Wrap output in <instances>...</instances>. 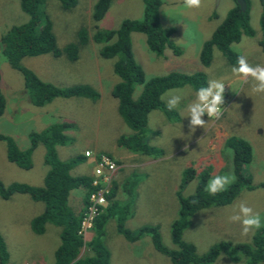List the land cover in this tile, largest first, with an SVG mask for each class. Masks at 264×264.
Segmentation results:
<instances>
[{
  "label": "rangeland",
  "instance_id": "obj_1",
  "mask_svg": "<svg viewBox=\"0 0 264 264\" xmlns=\"http://www.w3.org/2000/svg\"><path fill=\"white\" fill-rule=\"evenodd\" d=\"M246 1H249L248 23L252 34L241 33L239 40L231 43L230 48L236 55H245L250 64L264 66V47L259 45L262 33L259 16L263 3L261 0ZM94 2L76 0L73 7L63 8L58 0H41L39 9L48 17L58 48L62 49L68 43L75 42L77 30L81 27L85 28L90 38L95 30L114 29L122 19H138L142 15L141 0H110L103 17L93 21L91 8ZM235 5V0H202L201 7L189 9L184 6L183 0H161L158 18L163 26L172 28L169 39L179 54H173L169 49L164 50L159 57L149 54L145 51L144 34L131 32L133 57L145 76L172 71L182 74L202 71L206 74V82L219 79L225 83L222 116L218 120L209 119L204 129L196 127L194 131L189 128V118L186 122L185 115H188V106L195 101L196 90L184 85L163 92L161 100L165 107L170 90L182 93L183 98L172 111L166 107L165 111L155 110L149 116L143 139L154 146L149 153L156 157L155 163L149 162L151 156L117 146V137L130 130L117 112V100L110 95L113 84L118 80L112 70L114 58L100 56L98 49L101 44L92 40L78 47L75 60H68L61 52L56 56L50 53L25 56L20 63L46 83L59 87L74 84L92 86L98 92V98L94 101L76 96L55 97L41 106L31 103L24 93L21 74L7 64L0 52V92L5 100L4 112L0 115V133L8 136L18 149L24 150L29 145V132H39L52 123H64L66 127L60 133L61 141L54 144L58 160H67L78 153L84 155L88 149L91 154L110 153L127 165L139 166L132 170V174H137L140 181L135 205L137 214L129 221L132 227L130 232L136 231L141 222L157 226L161 244L166 248H177L171 241L169 224L177 216L178 203L173 192L178 190L176 184L181 177L182 165L186 166L190 162L195 173L211 165L210 173H214V176L229 172L227 167L223 170L224 162L220 153L224 154L222 152L225 148L222 145L227 135L233 134L245 139L251 146V160L245 172L251 175L252 184L264 182V93L253 91L254 82L251 78L245 81L243 77L235 76L231 72L235 64L229 63L215 46L212 47L207 67L199 61L202 43L210 38L226 12ZM26 19L27 15L19 8V0H0V35L10 25ZM139 90L138 87L133 89L131 97L136 98ZM175 114H178V120L181 121L178 128L169 121ZM203 119L207 121L208 118L204 116ZM176 142L179 143L178 148ZM45 150L46 146L38 142L29 156L31 166L24 169L7 160L6 143L0 140V181L6 185L17 182L41 186L49 169L44 160ZM160 153H163L161 157ZM110 157L115 161L117 169L119 161ZM81 167L83 163H78L69 173L80 175ZM85 168L87 170L86 165ZM92 170L93 164L91 175ZM211 177L213 175L209 179ZM194 188L195 181L191 180L181 190V194L187 196ZM81 192L80 187L69 191L67 199L74 213H77ZM241 201H246L258 212L264 223V187L242 189L227 205L197 210L182 231L181 240L192 245L197 255H203L211 246L224 241L250 242L256 229L244 235L241 224L229 220L234 207ZM125 202H129V199L126 198ZM43 209V202L34 201L27 194L14 193L8 199L0 198V231L6 240L5 243L2 239L9 258L27 257L30 264L54 263V252L60 243V227L47 222L43 232L36 234L30 225L32 218ZM115 229L113 221L109 220L101 237L102 245L109 254L108 264H171L164 254L153 247L148 236L143 235L140 242L130 244L118 236L117 233H120ZM82 234L88 239V229ZM141 253L145 256L150 254V259L148 257L140 261ZM207 264L246 263L242 259L231 262L220 252L213 262Z\"/></svg>",
  "mask_w": 264,
  "mask_h": 264
},
{
  "label": "trees",
  "instance_id": "obj_2",
  "mask_svg": "<svg viewBox=\"0 0 264 264\" xmlns=\"http://www.w3.org/2000/svg\"><path fill=\"white\" fill-rule=\"evenodd\" d=\"M63 8L73 7L76 0H58ZM143 4L142 15L138 19L124 18L114 29L104 31L95 30L88 38L84 27L77 30L76 41L70 42L62 49L56 45L55 36L50 28L48 17L39 8L41 0H19V8L27 15V19L19 24L10 25L0 35V52L7 64L16 69L22 76L24 93L28 100L36 105H44L55 97H85L92 101L98 97V92L88 84H74L67 87H59L40 80L30 69L21 65L20 60L25 56H36L50 53L56 56L63 52L68 60H75L78 47L92 40L101 44L98 54L103 58H114L112 70L117 76V82L113 84L110 95L117 100V112L124 124L130 130L129 133L117 137L116 144L133 153H149L154 147L148 145L143 139L147 115L152 110L165 111L161 95L168 89L179 88L184 85L198 90L206 86V74L197 71L192 74H182L172 71L166 74L145 76L139 64L135 62L131 49V32L144 34L147 49L155 56L163 55L164 50L169 49L173 54H179L174 44L169 39L171 27L163 26L158 18V8L161 0H141ZM110 0H95L91 8V18L98 21L103 17ZM249 1L245 0V8L241 10L236 4L230 8L222 22L213 30L209 39L202 43L199 53V61L203 66H208L211 60V50L215 46L231 64H236V55L230 48V44L237 42L240 34L251 35L252 31L248 23ZM260 28L262 30L259 45L264 47V6L260 13ZM140 90L136 98H132L133 89ZM5 100L0 92V115L4 112ZM167 118V117H166ZM175 114L170 120H177ZM66 124L52 123L39 132H29V145L20 150L6 135L0 133V140L6 143V157L11 163L28 169L29 156L38 142L46 146L44 160L49 165L41 186H31L26 183L12 182L3 184L0 181V198L8 199L14 193L27 194L34 201H41L44 209L33 217L30 225L33 232L41 234L44 225L50 224L60 227V243L54 252L53 264H108L109 254L102 245V235L105 233V225L112 220L114 227L125 239L137 240L143 235L149 237L153 247L164 254L171 264H207L213 262L220 252L231 261L244 260L246 264L264 263V227L256 229L250 242L232 243L220 242L211 246L203 255H197L192 245L181 240V233L188 225L190 217L199 209L212 206H224L242 189L252 190L255 187H264V182L252 184V178L246 173L247 163L251 160V146L236 135H227L223 146L231 148L234 158L230 159V170L234 171L235 182L215 196L206 192L205 185L210 176L211 165H206L200 171L189 166L180 171L179 187L176 191L178 203L177 216L171 220L169 230L171 241L177 248L164 247L158 236L157 226L141 224L136 231L130 232L124 226V221L132 214L135 199V184L140 180L137 174H133L128 186L123 185V190L129 202L112 200L114 187L108 186L103 194L106 205H96L97 213L93 216L88 229V239L83 240L80 232V223L86 207L91 203L89 196L97 192L98 185H91L92 177L86 174L71 175L70 169L86 158L82 153L76 154L67 160L60 161L54 153V144L61 141V135ZM64 143V142H63ZM109 156V155H108ZM110 157V156H109ZM191 180L195 181L194 191L183 196L181 190ZM114 185V184H113ZM115 186V185H114ZM83 189L82 208L78 213L71 210L68 203L69 191L73 188ZM126 200V199H125ZM132 201V203H131ZM0 234V263L4 264L6 251ZM86 249L85 254L78 257L80 249Z\"/></svg>",
  "mask_w": 264,
  "mask_h": 264
},
{
  "label": "clouds",
  "instance_id": "obj_3",
  "mask_svg": "<svg viewBox=\"0 0 264 264\" xmlns=\"http://www.w3.org/2000/svg\"><path fill=\"white\" fill-rule=\"evenodd\" d=\"M184 6L189 9L201 7L202 0H183ZM231 72L235 76L243 77L245 81L249 78L254 82L253 91L264 93V66L250 64L245 55H238L235 66L231 67ZM225 83L219 79H211L207 86H201L195 93V101L188 106L189 128L194 131L196 127L205 128L209 119H220L223 114ZM183 98V94L177 90H170L166 100V107L169 111L177 108ZM207 116V121L203 119ZM187 150V148H185ZM229 159L234 158L233 149H225ZM234 171L223 175L211 177L206 185L205 191L209 195L225 191L228 186L235 182ZM103 202V201H101ZM230 222H239L242 234L247 235L250 231L264 227L261 216L255 212L246 201L239 202L233 209V214L229 217Z\"/></svg>",
  "mask_w": 264,
  "mask_h": 264
},
{
  "label": "crops",
  "instance_id": "obj_4",
  "mask_svg": "<svg viewBox=\"0 0 264 264\" xmlns=\"http://www.w3.org/2000/svg\"><path fill=\"white\" fill-rule=\"evenodd\" d=\"M145 51L147 52V53H149V54H151V52L147 49V47L145 48ZM153 54V53H152ZM206 86H207V83H206ZM189 104V102H187V105ZM155 110H157V109H155ZM155 110H152V111H150L149 113H148V115H147V123H146V126H145V128L146 127H148V124H149V116H150V114L153 112V111H155ZM178 114H179V111H178ZM178 114H177V116H178ZM187 118H189V117H187L186 115H185V120H186V122H187ZM190 119V118H189ZM170 122H172V125H174L175 127H179V125L181 124V121L180 120H169ZM121 135H123V134H121ZM120 136V135H119ZM223 143H224V141H223ZM178 142H176L175 143V145H176V147L178 148ZM149 145V144H148ZM151 146V145H150ZM154 147V146H153ZM222 147H224L223 145H222ZM225 148V147H224ZM225 149H227V148H225ZM225 149H224V151L222 152V153H224V154H221L220 153V156H221V158H222V160H223V162H224V164H223V166H224V169L223 170H225V167H227L228 168V170L230 171V159H229V157H228V155L226 154V151H225ZM88 150V149H87ZM158 150H160V151H162V149H160V148H158ZM106 153H108L107 151H105ZM163 152V151H162ZM109 154V156L111 155L112 157H114L112 154H110V153H108ZM144 155H146V156H151L152 157V159H150L149 160V162H151V163H155V156L152 154V153H143ZM150 154V155H149ZM163 155V153H160V157ZM189 157V156H188ZM116 160H118L119 161V167L114 171V173L111 175V180H110V183H109V187L110 186H112V188L114 187V195L112 196V200L115 198V200L116 201H121V202H124L125 201V199L126 198H128V197H132L130 194H126V192L123 190V185L124 186H128V184H129V180L131 179V177H132V173H134V172H132V170L134 169V168H137V167H139V166H133V164H131V165H127V164H125L124 162H121L120 160H119V158H117V157H114ZM183 159H185V158H183ZM80 163H83V167H81L80 168V175H82V174H86V175H88V176H91V165L93 164L92 163V160H90V159H84V161H82V162H80ZM144 163H146V162H143V164ZM142 164V165H143ZM85 165H86V167H87V170H86V168H85ZM189 166H191L190 165V162H188V164L186 165V166H183L182 165V167L183 168H185V167H189ZM192 167V166H191ZM193 168V167H192ZM194 169V168H193ZM86 170V171H85ZM195 170V169H194ZM197 172V171H196ZM217 174V173H216ZM214 176V173H210V176ZM209 176V177H210ZM140 181V180H139ZM138 181V182H139ZM138 182L135 184L136 186H134V189L135 190H132V191H134V192H136L135 193V196H133V197H135V199L134 198H132V201H134L135 202V204H134V206L132 207L133 208V211H132V214H130V216L129 217H127L126 219H125V221H124V226L127 228V229H130V230H132V227L131 226H129V221L131 220V219H133L135 216H136V214H137V211H136V204H137V200H136V197H137V195H138V193H137V185H138ZM115 186H114V185ZM179 187V182H177V184H176V188H178ZM80 189L82 190V192H81V194H80V196H79V201H78V207H77V209H76V211H77V213L81 210V208H82V195H83V189L80 187ZM176 191L177 190H174V196H176ZM69 195V194H68ZM132 201H131V203H132ZM105 205H106V201H105ZM141 224H143L142 222H141ZM140 224V225H141ZM0 234H1V236L3 235L2 233H1V231H0ZM117 235L118 236H122V235H120V234H118L117 233ZM2 238L4 239V237L2 236ZM122 238H123V240H125L126 242H128V243H130V244H133V243H137V242H140V239L142 238V237H140V238H138L137 240H133V241H129V240H127V239H125L123 236H122ZM83 240H85V241H87V236L86 235H84L83 236ZM4 242L6 243V240L4 239ZM6 246V245H5ZM5 251H6V259H5V262H4V264H30L27 260V257H23V258H19V259H16V258H11V256H10V258L8 257V251H7V248L5 249ZM85 252H86V249L84 248V247H82L81 249H80V251H79V254H78V257H80L81 255H83V254H85ZM148 253H150V251H148ZM149 255V256H148ZM8 257V258H7ZM148 257H149V259H150V254H147V256H145L143 253H141V258H139V260L140 261H142L143 259L145 260V258H147L148 259ZM148 261H150V260H148ZM231 261V260H230ZM231 262H233V261H231ZM1 264V263H0Z\"/></svg>",
  "mask_w": 264,
  "mask_h": 264
},
{
  "label": "built area",
  "instance_id": "obj_5",
  "mask_svg": "<svg viewBox=\"0 0 264 264\" xmlns=\"http://www.w3.org/2000/svg\"><path fill=\"white\" fill-rule=\"evenodd\" d=\"M86 159H90L93 162L92 180L91 185H98L97 192L91 193L89 196L91 203L86 207L83 217L80 223L81 234L90 228V222L93 216L97 213L96 205H104L105 200L103 194L107 192L111 175L116 169L115 161L104 153L91 154L90 151H84ZM103 201V202H101ZM84 234H82L83 236Z\"/></svg>",
  "mask_w": 264,
  "mask_h": 264
},
{
  "label": "water",
  "instance_id": "obj_6",
  "mask_svg": "<svg viewBox=\"0 0 264 264\" xmlns=\"http://www.w3.org/2000/svg\"><path fill=\"white\" fill-rule=\"evenodd\" d=\"M236 4L240 7L241 10H244L245 8V1L244 0H235ZM264 4V0H262Z\"/></svg>",
  "mask_w": 264,
  "mask_h": 264
},
{
  "label": "flooded vegetation",
  "instance_id": "obj_7",
  "mask_svg": "<svg viewBox=\"0 0 264 264\" xmlns=\"http://www.w3.org/2000/svg\"><path fill=\"white\" fill-rule=\"evenodd\" d=\"M262 1V0H261ZM263 3V2H262ZM263 6H264V4H263Z\"/></svg>",
  "mask_w": 264,
  "mask_h": 264
}]
</instances>
